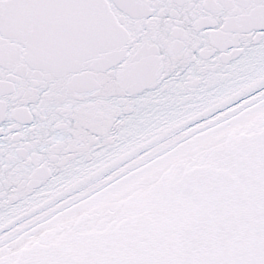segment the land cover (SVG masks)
I'll use <instances>...</instances> for the list:
<instances>
[{"label":"snow or ice","instance_id":"snow-or-ice-1","mask_svg":"<svg viewBox=\"0 0 264 264\" xmlns=\"http://www.w3.org/2000/svg\"><path fill=\"white\" fill-rule=\"evenodd\" d=\"M0 264H264V0H0Z\"/></svg>","mask_w":264,"mask_h":264}]
</instances>
